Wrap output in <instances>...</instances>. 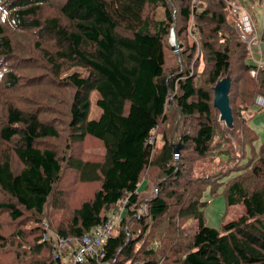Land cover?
I'll return each instance as SVG.
<instances>
[{"label": "trees", "instance_id": "trees-1", "mask_svg": "<svg viewBox=\"0 0 264 264\" xmlns=\"http://www.w3.org/2000/svg\"><path fill=\"white\" fill-rule=\"evenodd\" d=\"M51 1L0 0V70L5 74V84L0 83V192L4 197L0 213H7L15 222L37 223L29 232L37 237L27 252L35 257L28 264H61L54 255V241L45 240L49 230L42 224L50 216L48 208H60L63 203L59 186L64 163L82 184L100 187L67 223L60 222L52 232L65 238L83 237L104 223L109 213L121 210L122 214L116 234L104 244V257L83 264H168L170 257L154 245L158 243L154 231L159 229L162 239L165 221L168 227H182L191 220L201 223L188 244L177 250V264H264V144L259 158L244 167L238 162L233 166L239 158L238 149L232 155L220 147L228 132H220L214 118V88L233 66L246 74L244 85L249 94L242 97L243 104L264 98V67L253 63L252 52L236 31L231 6L224 0H177L182 5L178 9L183 21L176 24L177 6H172V0H61L57 14L42 18L43 6ZM158 9L164 10L161 20L154 16ZM192 18L208 40L215 42L221 37L219 47L203 43L208 62L201 73L203 80L181 65L169 74L166 69V48L174 25L178 39L183 38ZM9 23L23 33L36 31L40 40L52 45L46 48L43 44L39 50L56 82L66 68L84 70L85 75L66 77L73 90L67 126L73 142L82 143L87 138L100 142L104 149L101 158L61 159L57 151L46 146L48 140L61 137V128L43 117V107L27 110L17 106L13 94L24 83L18 75L15 41L7 33ZM229 28L233 34L227 35ZM196 49L193 45L177 54L179 64L192 61L193 54L185 56ZM95 93L101 115L93 120ZM171 105L198 124L193 134L184 135L178 144L163 135V145L157 149L152 137L171 122ZM244 124L243 147L248 142L254 145L256 131L248 122ZM183 147L192 158L215 156L218 164L231 162L227 169L237 170L222 178L218 173L216 183L201 181L198 190L187 192L185 170L178 168L176 155L178 148L182 154ZM12 154L22 165L20 171L13 168ZM153 167L167 180L159 184V194L143 198L150 184L145 174ZM207 188L213 195L223 191L230 208L248 200L247 217L224 225L222 230L207 226L208 202L202 198ZM133 224L141 225V233H129ZM19 235L24 236V232ZM7 243L8 238L0 233V257Z\"/></svg>", "mask_w": 264, "mask_h": 264}, {"label": "rangeland", "instance_id": "rangeland-1", "mask_svg": "<svg viewBox=\"0 0 264 264\" xmlns=\"http://www.w3.org/2000/svg\"><path fill=\"white\" fill-rule=\"evenodd\" d=\"M60 1L61 0H53L49 5L43 6L42 18H48L51 15L57 14ZM238 1L242 3L246 11L251 15H254L255 20L260 25V28H262L264 26V0ZM171 4L173 7L177 6L174 9L176 24L182 22L183 20L181 19L180 10L178 9V7H181L182 5L177 0H172ZM199 6L201 7V5ZM191 7L193 8V6ZM253 7L254 9H251ZM154 16L159 20L163 19L164 10H156ZM197 25L196 21L192 18V20L186 25L187 32L184 34L183 38L180 39H178L176 33L177 25H174L175 41H172V43L170 42L171 36L166 48V69L168 74L177 70L181 65L184 70H191L198 79L203 80V78H201V73H204L205 68L208 65L206 60V48H203V43L208 41V44L212 43L215 47H219L221 37L216 38L215 42L210 41L204 33L199 32ZM7 33L9 36H12L15 41L17 53L16 62L17 68L19 69L18 75L21 76L24 83V85H21L13 94V100L19 104L17 106L23 107L27 110L30 108L38 109L39 107H43L41 109L43 117L51 120L62 130L61 137L48 140L46 146L57 151L60 158L65 161L70 159V157L93 160L101 158L104 154V149L100 142L91 138H87L82 143L73 142L70 137V129L67 126L69 122V107L73 96V90L66 83V77L73 73L85 75L84 70L66 68L60 79L56 82L49 71L46 62L42 59L39 50V47L43 44L46 48L52 47V45L47 43V41L40 40L36 35V31L23 33L20 32L14 24H8ZM225 34H233V29L229 28L225 30ZM193 45H196V51L193 50L185 56V59H187L188 55L193 54L192 61H187L185 64H179L180 58L178 55L185 50L191 49ZM241 51V49L238 50L239 54L237 55L236 61L239 59ZM262 51L264 52V47L262 48ZM255 57L258 58V55H255ZM257 61L260 62L261 60ZM3 74L4 72L1 69L0 83L5 84V74ZM229 74H231L230 76L232 78L230 102L233 109L234 130L228 129L224 123L220 122V114L216 109L214 112V118L215 120L217 119V123L220 125V132L223 129L228 132L224 139V143L221 144L220 147L227 150V152L232 155L239 152L238 161H236L233 166L237 165L238 162L239 166L244 167L252 160L260 157L259 152L264 144V108L260 107L258 99L256 101L254 100V102L248 106L243 104L242 97L249 94V90L244 85L246 74L242 70H238L237 67L233 66V69ZM206 75L207 72L204 76ZM173 98L174 95L170 100ZM97 99L98 93H95L92 98L91 111V119L93 120L98 119L101 115V109L97 105ZM170 107L172 108L169 109L171 122L161 126L160 130L162 131H156L152 137V142L157 149L163 145V135L166 134L172 142L174 141L175 144H178L179 139L184 135L193 134V130L195 131L198 124L197 120L193 118L188 119L180 115L173 105ZM243 122H248V127L256 131L258 140L254 145L249 144L248 142L247 146L243 147V136H246L244 128L245 124ZM168 126L171 127L166 130L165 128ZM226 132L222 134L225 135ZM240 143L241 146L239 147ZM235 148L238 149V152ZM0 149L3 150L1 147ZM179 155L180 156L177 157L178 168L185 170V187L188 188L187 192H195L198 190L197 186L202 184L201 181H206L211 184L216 183L217 180L215 179V176L218 173L222 178L224 175H229L232 171L237 170L234 167L230 170L227 169V167L232 166L231 162L226 165L223 163L218 164V159L215 156H208L203 160H199L198 157L192 158L189 151L185 150L184 147L182 148V154L180 153ZM12 165L16 171H20L22 168L20 161L14 156V154H12ZM64 169L63 182L59 186V191L62 192L59 196L63 203L60 204V208L49 207L48 214L50 216L45 220V223L42 224V227L47 231L49 230L48 234L52 236L56 235L54 232L60 222L67 223L74 211L80 208L84 202L90 200L100 187L99 184H82L76 174L66 169L65 163ZM241 170L243 171L245 168ZM145 176L149 179L150 184L147 188V192L144 193L142 197L148 198L159 194L161 191L159 184L167 180L166 175L162 171L153 167L147 170ZM144 183L147 184L146 181ZM204 186L210 187L209 184H204ZM142 188L146 189V185ZM202 198L203 201L208 202V205L205 208V224L211 228L222 230L224 225L237 224L247 217L249 207H247L248 200L239 206L230 208L227 205L223 191H218L217 194L213 195L212 191L210 189L208 190V188L204 190ZM3 199V194L0 192V201ZM170 205L173 209L174 206L172 205V202ZM115 213L111 212L109 215ZM199 223H201L199 220H191L182 227H168L167 222L165 221L162 239L159 236V229L154 231L155 238L158 240V243H155L154 245L161 248V252L164 253V255L166 254L170 257L168 264H177L174 261L179 257L177 250H182V246L188 244V238L197 233ZM37 227L38 225L35 222H15L7 213H0V233L8 238V243L2 250L0 264H28V261L35 258L33 255L30 257L27 252L30 250L29 248L33 246L35 238L37 237V235H31L29 232ZM141 230V225L133 224L130 227L129 233L136 232L139 234L141 233ZM20 232H24V236H20ZM114 234H116V230H114ZM26 235L28 236L26 237ZM70 259V254L66 255L63 261H61V264H71ZM125 264L134 263L127 262ZM135 264L143 263L138 262Z\"/></svg>", "mask_w": 264, "mask_h": 264}, {"label": "built area", "instance_id": "built-area-1", "mask_svg": "<svg viewBox=\"0 0 264 264\" xmlns=\"http://www.w3.org/2000/svg\"><path fill=\"white\" fill-rule=\"evenodd\" d=\"M227 2L234 13L237 32L242 41L246 43L252 52L253 46L260 42L261 32L258 30L251 15L242 7V5L234 0H224ZM197 2V0H194ZM262 66V64H258ZM255 76L256 72L252 71ZM260 107L264 108V98L259 97ZM126 203V202H125ZM147 209V206L144 207ZM142 212V211H141ZM122 214L117 213L108 216L107 220L95 227L91 232L83 237L65 238L59 235L45 234V240H53L56 258L63 261L64 257L70 254L71 264H83L88 259H101L104 257L103 247L108 238L114 235V230L121 220Z\"/></svg>", "mask_w": 264, "mask_h": 264}, {"label": "water", "instance_id": "water-1", "mask_svg": "<svg viewBox=\"0 0 264 264\" xmlns=\"http://www.w3.org/2000/svg\"><path fill=\"white\" fill-rule=\"evenodd\" d=\"M172 40L175 41V30L172 31L171 42ZM230 75L219 80L214 88V109L220 113V122L224 123L228 129L234 130V116L230 102L232 86ZM176 155L179 156V148L176 150Z\"/></svg>", "mask_w": 264, "mask_h": 264}, {"label": "crops", "instance_id": "crops-1", "mask_svg": "<svg viewBox=\"0 0 264 264\" xmlns=\"http://www.w3.org/2000/svg\"><path fill=\"white\" fill-rule=\"evenodd\" d=\"M235 1L239 2L238 0H235ZM240 4L242 5V3H240ZM251 9H254V7L251 8ZM251 16H252L253 20L255 21V24H256L258 30L261 32L263 30L264 26L262 28H260V25L255 20L254 15H251ZM263 47H264V43L261 42V40H260V42L258 44H256L255 46H253V48H252V59H253V63L254 64H257L258 65V64L261 63L263 65V67H264V52L262 51V48ZM255 55H258V58H256ZM257 60H261V61L259 62Z\"/></svg>", "mask_w": 264, "mask_h": 264}, {"label": "bare ground", "instance_id": "bare-ground-1", "mask_svg": "<svg viewBox=\"0 0 264 264\" xmlns=\"http://www.w3.org/2000/svg\"><path fill=\"white\" fill-rule=\"evenodd\" d=\"M173 41V40H172Z\"/></svg>", "mask_w": 264, "mask_h": 264}]
</instances>
